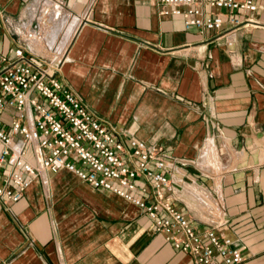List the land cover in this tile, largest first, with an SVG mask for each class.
Wrapping results in <instances>:
<instances>
[{
  "label": "crops",
  "instance_id": "0c3cea01",
  "mask_svg": "<svg viewBox=\"0 0 264 264\" xmlns=\"http://www.w3.org/2000/svg\"><path fill=\"white\" fill-rule=\"evenodd\" d=\"M48 1L0 0V55L14 47L8 27L32 25ZM63 1L34 54L56 58L99 116L165 149L167 196L197 231L218 227L242 264H264V13L216 33L161 15L158 0ZM47 181L0 199V264H194L132 202L65 169Z\"/></svg>",
  "mask_w": 264,
  "mask_h": 264
},
{
  "label": "built area",
  "instance_id": "2783aa9c",
  "mask_svg": "<svg viewBox=\"0 0 264 264\" xmlns=\"http://www.w3.org/2000/svg\"><path fill=\"white\" fill-rule=\"evenodd\" d=\"M161 15L179 16L186 29L230 33L252 23L249 13H264V0H158ZM63 0H49L34 10L32 25L8 27L14 47L0 55V118L15 113L10 130L0 126V199L6 206L23 199L30 181L48 182L62 169L94 189L132 202L153 222L155 231L172 241L194 264H242L240 249L218 227L197 231L191 219L167 196L170 157L165 149L129 136L108 122L60 80L57 59L45 60L32 46L45 41L49 18L62 13ZM208 7L218 12L207 11ZM241 12V15L238 13ZM243 16V17H242ZM227 44L232 45L228 40ZM143 183V184H140ZM148 194L145 197V194Z\"/></svg>",
  "mask_w": 264,
  "mask_h": 264
},
{
  "label": "bare ground",
  "instance_id": "6f19581e",
  "mask_svg": "<svg viewBox=\"0 0 264 264\" xmlns=\"http://www.w3.org/2000/svg\"><path fill=\"white\" fill-rule=\"evenodd\" d=\"M204 197V196H203ZM207 197H208V195H207ZM206 201V200H205Z\"/></svg>",
  "mask_w": 264,
  "mask_h": 264
}]
</instances>
